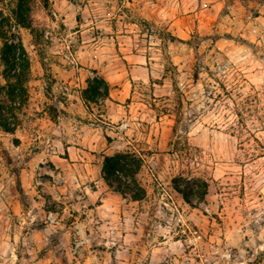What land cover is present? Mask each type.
Returning a JSON list of instances; mask_svg holds the SVG:
<instances>
[{
	"label": "rangeland",
	"instance_id": "rangeland-1",
	"mask_svg": "<svg viewBox=\"0 0 264 264\" xmlns=\"http://www.w3.org/2000/svg\"><path fill=\"white\" fill-rule=\"evenodd\" d=\"M15 2L0 0V13ZM31 8L38 39L16 30L28 102L15 133L0 130V264H264V0ZM70 40L74 68L59 54ZM83 42L105 65L141 52L149 82L121 102L92 101L101 78L67 77ZM125 150L144 160L136 204L103 180L102 157ZM175 178L194 190L189 203Z\"/></svg>",
	"mask_w": 264,
	"mask_h": 264
},
{
	"label": "trees",
	"instance_id": "trees-1",
	"mask_svg": "<svg viewBox=\"0 0 264 264\" xmlns=\"http://www.w3.org/2000/svg\"><path fill=\"white\" fill-rule=\"evenodd\" d=\"M15 1V6L9 10V15L0 13V63L3 67V83L0 84V130L11 135L21 125V115L28 102L27 87L30 79L28 55L16 30L17 28L28 30L35 40L39 37L31 20V0ZM41 1L44 9L47 10L49 0ZM171 41L175 39L171 38ZM109 89V85L102 79L96 81L93 86L88 84L89 99L94 101L97 97H101L107 100ZM81 100L88 109V99L82 96ZM175 130L176 127L173 128V132H176ZM106 139L110 141L109 138ZM102 159L103 180L108 188L122 198L128 197L132 202H141L145 199L146 191L137 180L144 164L139 154L125 150L111 156H103ZM179 180L184 181L182 178ZM172 187L186 203L190 202V197L194 194L192 188H181L176 178L172 181ZM207 189L208 185L202 182L199 201L204 199Z\"/></svg>",
	"mask_w": 264,
	"mask_h": 264
},
{
	"label": "crops",
	"instance_id": "crops-1",
	"mask_svg": "<svg viewBox=\"0 0 264 264\" xmlns=\"http://www.w3.org/2000/svg\"><path fill=\"white\" fill-rule=\"evenodd\" d=\"M95 45V43L87 45L83 42L82 45L78 46L76 55L80 66L75 71H68L67 77L75 75V80L78 81L80 78H77V74L80 73L81 77L88 78L89 73H92L101 78L110 88L107 102L113 100L121 102L129 97L136 82L142 84L149 82V58L147 56H143L139 51L128 53L124 50L122 56L115 52L113 59L109 61L110 63L105 65L100 55L101 48ZM76 100L81 103V97H76ZM136 203L139 202L131 201V204Z\"/></svg>",
	"mask_w": 264,
	"mask_h": 264
},
{
	"label": "built area",
	"instance_id": "built-area-1",
	"mask_svg": "<svg viewBox=\"0 0 264 264\" xmlns=\"http://www.w3.org/2000/svg\"><path fill=\"white\" fill-rule=\"evenodd\" d=\"M60 57L62 61L72 68L77 66V60L75 58V54L72 51V41L65 43L63 47L59 50ZM67 90V88H64ZM169 200H172L171 193H166Z\"/></svg>",
	"mask_w": 264,
	"mask_h": 264
}]
</instances>
